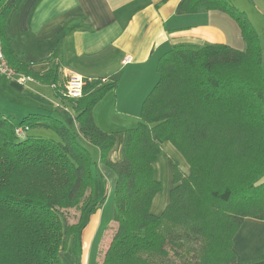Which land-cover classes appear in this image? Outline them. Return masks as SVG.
I'll list each match as a JSON object with an SVG mask.
<instances>
[{
    "label": "trees",
    "instance_id": "trees-1",
    "mask_svg": "<svg viewBox=\"0 0 264 264\" xmlns=\"http://www.w3.org/2000/svg\"><path fill=\"white\" fill-rule=\"evenodd\" d=\"M18 2L0 0L3 55L17 73L54 83L77 130L56 111L18 121L0 111V264H63L59 253L69 236L76 240L102 204L93 198L92 146L115 175L112 232L99 264H234L233 237L243 220L264 221V70L245 12L231 0L181 1L187 14L230 16L245 47L173 45L158 60L159 77L142 102L140 121L122 131L121 159L112 161L115 136L95 124L92 111L116 82L91 79L79 97L70 98L61 92L55 66L31 71L32 63L15 55L6 30ZM34 127L56 137L30 135ZM166 141L189 172L173 163L169 201L155 215L150 205L160 182L153 164ZM73 209L79 216L69 224L66 213ZM263 260L264 248L252 261Z\"/></svg>",
    "mask_w": 264,
    "mask_h": 264
},
{
    "label": "crops",
    "instance_id": "crops-1",
    "mask_svg": "<svg viewBox=\"0 0 264 264\" xmlns=\"http://www.w3.org/2000/svg\"><path fill=\"white\" fill-rule=\"evenodd\" d=\"M181 1L19 0L6 30L15 55L32 63L29 69L33 72L55 66L59 82H63L62 70L65 69L84 79L116 82L115 89L95 104L92 113L95 124L103 131L114 136L121 132L115 136L108 153L110 160L119 161L122 157V131L140 121L130 126V117L139 118L142 102L158 80L157 63L161 56L179 43H226L232 46L229 39L236 33L226 15L220 11L187 14L181 10ZM259 2L261 8L256 10L262 15L264 1ZM226 27L231 28V33ZM35 57L42 63H35ZM29 77L20 81L18 77L0 75V109L17 118L28 113L56 111L68 126L77 130L72 114L69 120L64 117L63 110L69 108L60 104L54 83H40ZM91 152L96 161L92 167V171L95 170L93 175L98 176L93 179V198L96 199L95 194L100 195L102 184L105 187L104 181L108 188L106 198L88 216L78 239L69 236L59 253L63 264H85L88 247L92 249L99 233L101 238L106 236L113 225L112 216L107 224L103 223V212L106 208L110 210L104 205L113 193L115 175L99 162L96 147ZM183 159L170 142L161 144L153 173L156 180L163 181L164 190L173 186L174 162L184 174L188 173L189 167ZM166 203L167 197L157 193L150 211L158 215ZM76 241L84 249V253L81 250L78 256L74 250ZM263 248L264 221L245 218L233 237L234 264H264V260L249 263Z\"/></svg>",
    "mask_w": 264,
    "mask_h": 264
},
{
    "label": "rangeland",
    "instance_id": "rangeland-1",
    "mask_svg": "<svg viewBox=\"0 0 264 264\" xmlns=\"http://www.w3.org/2000/svg\"><path fill=\"white\" fill-rule=\"evenodd\" d=\"M231 1L238 9L245 12V14L247 15L251 24L253 25L256 34L258 35L259 41L263 42V44L261 43L260 45H261V54H262V66H263V70H264V14H263L264 11H262V15H261V13H259L256 10V9L261 8V5H260L261 2H259L261 0H231ZM262 1H264V0H262ZM222 14L226 15V17L230 21V24L232 25V27L234 28V31L236 33L234 35L233 34L231 35L232 37L229 39L230 43L232 44L233 47L243 49L245 46L243 45L244 42L239 35L240 32H239L238 24L236 23V21L234 19H232L227 14H225V13H222ZM225 29L228 33H231V28L226 27ZM38 59H39L38 57H35L34 60H37L35 63H42ZM0 111H4L6 114L12 116L13 119L17 120V121L23 118V116L17 118L14 115H11L9 112H7L6 110H3V109H0ZM63 111H64L63 113L65 114L64 117L66 118V120H69L70 118H72L70 116L69 110H63ZM121 118H124V117H121ZM130 118H131V121H130V126H131V124L134 125V123H136V122H138V120H140V115H139V118L138 117H130ZM28 133L30 135H36V136H41V137H49V138H55L56 137V134L52 130L47 129V128H42V127L30 128V130H28ZM118 134H121V132L120 131L116 132L115 136ZM93 148H94V146L91 147V149H93ZM183 160L186 161L185 159H183ZM187 165H188V163H187ZM188 167H189V165H188ZM92 172H93V174H95V170H93ZM187 172H189V171H187ZM96 177H98V176L93 175L94 180H96ZM263 178H264V176H263ZM104 182H105V187L102 184L103 187H102L100 195L98 196L97 194H95L96 200L97 201L99 200V202H101V201L103 202V200H105V198H106L105 194L107 192L106 189H108V188L106 187V181H104ZM163 187H164V183H163V181H161L160 182V190L157 193H158V195H161L163 193V195H165L167 197V203H168L169 193H170L171 189L169 188V189L164 190ZM112 201H113V193L111 192L110 198H107L105 205H104V207H110V210H108V208H106L103 212V223L104 224L108 223V219H110L111 216L113 218V202ZM167 203H166V205H167ZM108 212H110V213H108ZM161 212H159L158 214H160ZM107 213H108V218H107ZM105 215H106V219H105ZM78 216H79L78 210L73 209V210L68 211L66 213V217H68L67 222L69 224L70 223H72V224L76 223ZM106 226L107 225H105V227ZM111 232H112L111 229H108L107 235L106 236L103 235L102 238H101L102 234L99 233V235L97 236V238H96V240L92 246V249H91V247L90 248L88 247V249H87V256L84 259L85 264H99L100 263V261L102 259V255H103V253H104V251H105V249L109 243V240L111 237ZM77 237H79V232H78ZM79 243H80L79 241H76L74 244L75 245L74 250H75L76 256H78V254L81 253V250L84 253V249H81V246H79ZM98 259H99V261H98ZM249 263H255V261H252ZM239 264H247V263H239Z\"/></svg>",
    "mask_w": 264,
    "mask_h": 264
},
{
    "label": "built area",
    "instance_id": "built-area-1",
    "mask_svg": "<svg viewBox=\"0 0 264 264\" xmlns=\"http://www.w3.org/2000/svg\"><path fill=\"white\" fill-rule=\"evenodd\" d=\"M63 72V82H62V94L66 97L77 98L82 93V87L86 81H91V79H84L81 76L76 75L72 71L65 69ZM0 75L10 78V77H18L20 81H24L25 79H29V76H25L17 73V71L11 67L7 60L5 59L1 46H0ZM102 81H104L102 79ZM17 134H22L21 129H16Z\"/></svg>",
    "mask_w": 264,
    "mask_h": 264
}]
</instances>
